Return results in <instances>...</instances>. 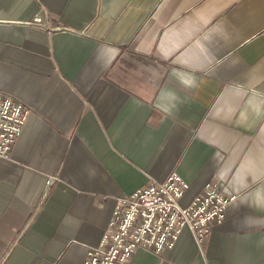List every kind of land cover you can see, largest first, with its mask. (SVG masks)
Returning <instances> with one entry per match:
<instances>
[{
	"label": "crops",
	"instance_id": "1",
	"mask_svg": "<svg viewBox=\"0 0 264 264\" xmlns=\"http://www.w3.org/2000/svg\"><path fill=\"white\" fill-rule=\"evenodd\" d=\"M0 93L29 113L0 264H83L115 199L172 171L183 207L216 179L236 199L127 264H264V0H0Z\"/></svg>",
	"mask_w": 264,
	"mask_h": 264
},
{
	"label": "built area",
	"instance_id": "2",
	"mask_svg": "<svg viewBox=\"0 0 264 264\" xmlns=\"http://www.w3.org/2000/svg\"><path fill=\"white\" fill-rule=\"evenodd\" d=\"M34 21L40 22V15ZM28 116L23 104L0 93V159H9L11 147ZM188 186L172 171L162 182H151L128 195L118 196L98 245L86 250L83 264H127L138 248L155 253L171 249L184 227L201 243L213 226L224 220V211L236 195L224 194L216 179L207 182L183 207L179 199Z\"/></svg>",
	"mask_w": 264,
	"mask_h": 264
}]
</instances>
